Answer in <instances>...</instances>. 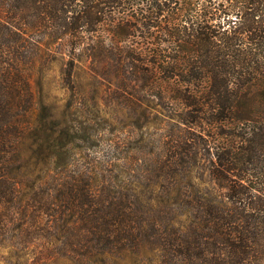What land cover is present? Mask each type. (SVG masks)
Here are the masks:
<instances>
[{"label":"trees","instance_id":"obj_1","mask_svg":"<svg viewBox=\"0 0 264 264\" xmlns=\"http://www.w3.org/2000/svg\"><path fill=\"white\" fill-rule=\"evenodd\" d=\"M89 59L103 75H83ZM56 68L68 106L86 83L132 80L179 106L188 130L154 172L188 210L183 224L147 227L150 212L74 181L68 197H56L69 211L54 209L46 229L100 259L143 241L174 264H264V0H0V207L21 209L18 184L41 209L51 204L41 163L77 139L49 102ZM136 204L149 203L136 196ZM42 218L34 214L31 226Z\"/></svg>","mask_w":264,"mask_h":264},{"label":"rangeland","instance_id":"obj_2","mask_svg":"<svg viewBox=\"0 0 264 264\" xmlns=\"http://www.w3.org/2000/svg\"><path fill=\"white\" fill-rule=\"evenodd\" d=\"M90 61L84 66L83 75H103L105 69L91 68ZM59 73L56 68L48 78L49 102L56 103V113L59 117H66L68 126H76V132L68 140L77 139L63 150L64 154L51 155L47 164L41 163L48 167L50 205L41 209L39 203L28 201L32 193L27 197L23 194L29 192V185L18 184L16 207L21 206V209H10L9 203L0 207V264H174L177 258L168 261L156 257L149 244L143 241L139 242L140 245L127 244L114 256L100 259L91 255L89 249L87 254L85 250H78L75 237L62 235L57 230L56 234L55 230L52 232L43 226L51 220V213L69 211L67 205H60L56 197H68V189L75 182L88 188L92 196H101L108 201L125 199L128 210L140 208V211L150 212L156 221L144 217L147 227L156 224L160 228H171L183 224L188 210L179 203L178 206L176 202L174 204L173 196H177V190L171 189L172 181L162 183L154 172L156 166L178 152V139L188 130L178 121V109H175L179 106L162 102L158 91L147 92L133 80L128 86L107 83L96 87L86 83L79 88L82 93L78 103L68 106L65 94L70 95L71 90H67V83ZM203 175L208 181L207 170ZM148 179L154 182L150 187L145 186ZM186 195L193 196L188 191ZM136 196L149 203L148 208L136 204ZM160 197L174 199L165 201ZM23 210L28 215L26 218ZM39 212L44 218L41 225L31 226L32 216ZM23 218L28 221L22 227Z\"/></svg>","mask_w":264,"mask_h":264}]
</instances>
